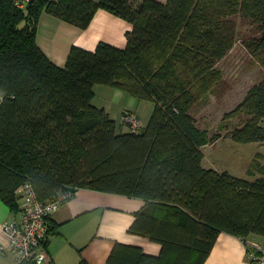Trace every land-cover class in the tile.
Segmentation results:
<instances>
[{"label":"trees","instance_id":"16d2710c","mask_svg":"<svg viewBox=\"0 0 264 264\" xmlns=\"http://www.w3.org/2000/svg\"><path fill=\"white\" fill-rule=\"evenodd\" d=\"M100 8L130 22L124 47L72 45L59 66L37 45L42 11L83 29ZM237 17L251 25L246 45L264 65V0H32L24 8L0 0V199L18 214L25 182L40 201L82 187L142 198L128 232L160 252L115 242L110 264H203L221 231L243 241L264 235V175L205 167L207 133L190 113L195 84L207 89L220 76L215 65L236 40ZM95 84L152 101L146 124L122 131L92 103ZM235 110L249 118L231 139L264 142V78Z\"/></svg>","mask_w":264,"mask_h":264},{"label":"crops","instance_id":"0c3cea01","mask_svg":"<svg viewBox=\"0 0 264 264\" xmlns=\"http://www.w3.org/2000/svg\"><path fill=\"white\" fill-rule=\"evenodd\" d=\"M130 28V22L102 8L96 10L83 29L42 11L37 23L36 43L52 62L62 66L72 45L87 50H93L99 42L124 47L125 32ZM93 91L92 103L104 108L122 131H127L121 121L125 110L135 111L139 116L141 106L149 107L143 99L126 96L124 91L110 85L95 84ZM143 205L144 200L140 197L88 187L77 189L51 217L54 229L48 236L45 247L48 260L44 264H78L81 258L87 264H110L107 258L115 242L139 246L147 254L158 255V243L128 232L135 211ZM13 215L0 199V264H16L15 254L9 249L8 236L2 230L3 223ZM247 240L261 243L256 235L247 236ZM203 264L251 263L245 242L221 231Z\"/></svg>","mask_w":264,"mask_h":264},{"label":"rangeland","instance_id":"374dc122","mask_svg":"<svg viewBox=\"0 0 264 264\" xmlns=\"http://www.w3.org/2000/svg\"><path fill=\"white\" fill-rule=\"evenodd\" d=\"M253 32L247 20L236 18V40L215 65L219 78L207 89L199 81L195 84L193 91L198 92L199 97L190 108L197 126L205 130L208 137V143L201 147L204 154L202 164L250 180L264 175V142H236L231 139L230 133L249 118L235 108L247 90L264 78L261 59L246 45ZM143 102L149 107L143 105L139 109L142 125L148 121L153 106L150 100L143 99ZM261 124L264 125V120ZM256 236L264 247V235Z\"/></svg>","mask_w":264,"mask_h":264},{"label":"built area","instance_id":"2783aa9c","mask_svg":"<svg viewBox=\"0 0 264 264\" xmlns=\"http://www.w3.org/2000/svg\"><path fill=\"white\" fill-rule=\"evenodd\" d=\"M28 2L29 0H15V4L21 8ZM121 121L131 132H137L142 126L140 117L132 110H125ZM16 192L19 194V213L2 225V230L9 239V249L15 254L16 262L32 259L36 264H44L48 256L42 240L48 229V217L68 201L73 193L67 189L50 200L40 201L30 182L21 184ZM244 242L250 263L264 264V247L257 242Z\"/></svg>","mask_w":264,"mask_h":264},{"label":"water","instance_id":"95a60500","mask_svg":"<svg viewBox=\"0 0 264 264\" xmlns=\"http://www.w3.org/2000/svg\"><path fill=\"white\" fill-rule=\"evenodd\" d=\"M32 2V0H29V2L27 3V6ZM1 92V91H0Z\"/></svg>","mask_w":264,"mask_h":264}]
</instances>
